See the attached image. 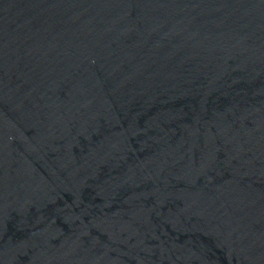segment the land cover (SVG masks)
Instances as JSON below:
<instances>
[{"label":"water","instance_id":"obj_1","mask_svg":"<svg viewBox=\"0 0 264 264\" xmlns=\"http://www.w3.org/2000/svg\"><path fill=\"white\" fill-rule=\"evenodd\" d=\"M0 264H264V0H0Z\"/></svg>","mask_w":264,"mask_h":264}]
</instances>
